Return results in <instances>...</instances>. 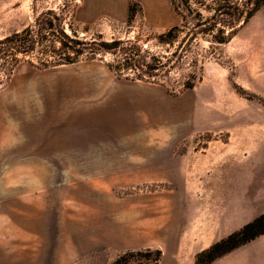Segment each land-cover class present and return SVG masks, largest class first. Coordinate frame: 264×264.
Masks as SVG:
<instances>
[{
    "label": "rangeland",
    "instance_id": "374dc122",
    "mask_svg": "<svg viewBox=\"0 0 264 264\" xmlns=\"http://www.w3.org/2000/svg\"><path fill=\"white\" fill-rule=\"evenodd\" d=\"M48 10L70 35L139 36L152 50L154 36L179 23L170 0H0V37ZM111 58L49 67L33 59L0 88V256L45 251L52 264H116L150 246L160 264H177L179 234L206 227L211 213L217 226L235 204L242 165L246 205L257 186L264 209V4L206 60L192 89L174 87L176 72L158 82L117 78ZM176 133L186 137L174 142ZM219 263L264 264V234ZM121 264L147 262L136 253Z\"/></svg>",
    "mask_w": 264,
    "mask_h": 264
},
{
    "label": "trees",
    "instance_id": "16d2710c",
    "mask_svg": "<svg viewBox=\"0 0 264 264\" xmlns=\"http://www.w3.org/2000/svg\"><path fill=\"white\" fill-rule=\"evenodd\" d=\"M170 3L179 23L154 36L156 50L148 47L149 38L141 40L139 36L107 41L101 36L87 40L75 33L70 35L61 17L52 10L43 12L33 25L0 37V88L11 80L22 62L32 64L34 59L40 66L49 67L110 55L112 58L105 65L117 78L158 82L176 72L178 84L174 87L189 90L201 80L206 60L219 54L264 0H170ZM134 15L131 4L127 24ZM202 43H207L208 48L202 47ZM261 234H264V212L198 252L194 264H209ZM136 253H143L147 264H160L159 249ZM136 253L127 251L115 263H128Z\"/></svg>",
    "mask_w": 264,
    "mask_h": 264
},
{
    "label": "crops",
    "instance_id": "0c3cea01",
    "mask_svg": "<svg viewBox=\"0 0 264 264\" xmlns=\"http://www.w3.org/2000/svg\"><path fill=\"white\" fill-rule=\"evenodd\" d=\"M125 8H126L125 4L122 3L120 6V10L123 12L125 11ZM175 132L176 131H174V133ZM176 134L170 137V139H172L174 142H177V140L186 137V135H182V134L176 135ZM160 139L164 141L163 138ZM164 148L165 146H161V149ZM172 149L174 150V147L171 148V150ZM225 165L227 166V164ZM216 168L217 167L215 166H211L210 169H212V172H210V174L208 172L205 173L206 181L210 180L211 182H213L218 178V173L213 171V169ZM222 168L223 167L220 166L219 169ZM206 169L208 170L209 166L206 167ZM226 175H227V167H226V172H221L220 175L221 181L224 179ZM234 181H235V188L233 187L230 190V194H229L230 196L228 199L231 201H235V204H230L228 211L226 213H222L219 217H217V219L219 218V220H216L218 224L217 226H214L213 224L214 223L213 213H211L212 212L211 210L209 220L206 221L207 224L206 227L201 228L198 226L195 229L190 228L187 234L184 235L183 232L179 234L176 245L174 246L175 247L174 254L177 255L178 253V259H179L177 264H194L195 256L198 252L208 248L211 244L226 237L228 234L236 230H239L243 225L252 221L254 218H256L257 216H259L264 212V209L263 210L261 209L262 204L259 198L260 190L259 187L257 186L252 188L253 201H254L252 207L250 208L249 204L246 205V203L249 201V197H246V195L250 191L251 180L249 177H246L245 168L243 165L240 168L239 167L236 168V175L234 177ZM32 203L33 205H36V201H32ZM212 204L213 203H210V205ZM1 231L2 229H0V232ZM254 239H252L251 241H253ZM42 247L44 248V250H46L45 244H43ZM136 247H139V249L143 248V246H131L128 244H123V246H121V249H129V248L134 249ZM145 248L152 249V247L150 246L148 247L146 246ZM235 249L237 250V248ZM235 249H233L229 253L234 252ZM229 253L221 257H218L209 264H220L219 261H221ZM50 256H51L50 254L49 256H47L45 251H44V256L42 255L40 256L25 255V256H14V257L0 256V264H52V260L48 259V257L50 258Z\"/></svg>",
    "mask_w": 264,
    "mask_h": 264
}]
</instances>
